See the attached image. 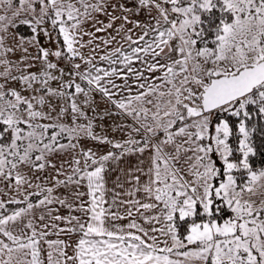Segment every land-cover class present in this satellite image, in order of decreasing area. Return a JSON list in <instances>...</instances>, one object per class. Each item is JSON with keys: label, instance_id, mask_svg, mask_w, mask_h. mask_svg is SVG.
<instances>
[{"label": "snow or ice", "instance_id": "1", "mask_svg": "<svg viewBox=\"0 0 264 264\" xmlns=\"http://www.w3.org/2000/svg\"><path fill=\"white\" fill-rule=\"evenodd\" d=\"M0 264H264V0H0Z\"/></svg>", "mask_w": 264, "mask_h": 264}]
</instances>
